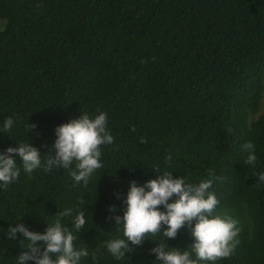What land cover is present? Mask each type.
<instances>
[{"label":"trees","instance_id":"1","mask_svg":"<svg viewBox=\"0 0 264 264\" xmlns=\"http://www.w3.org/2000/svg\"><path fill=\"white\" fill-rule=\"evenodd\" d=\"M100 112L114 139L87 184L70 169L26 174L17 159L18 178L0 189V264L24 251L19 233L6 237L16 223L42 233L60 222L88 252L80 264H153L157 243L188 248L187 224L173 239L130 245L121 260L105 247L123 238L111 217L122 215L129 182L164 171L212 179L213 214L237 220L238 243L215 264H264V0H0V127L14 120L0 151L29 142L43 160L57 125ZM68 208L84 210L83 229L61 214Z\"/></svg>","mask_w":264,"mask_h":264},{"label":"clouds","instance_id":"2","mask_svg":"<svg viewBox=\"0 0 264 264\" xmlns=\"http://www.w3.org/2000/svg\"><path fill=\"white\" fill-rule=\"evenodd\" d=\"M13 123L12 117L5 118L0 130L11 129ZM53 131L55 139L51 154L43 160L39 149L29 142L0 151V189L18 178L20 168L17 167V159L26 174L41 167L46 171L70 169L69 176L74 184H87L94 171L102 166L100 146L111 144L114 139L107 128L104 112L94 118L86 113L80 114L57 125ZM243 147L248 153L245 163L255 165L254 145L246 143ZM257 179L264 183V172H259ZM212 182V179H204L189 183L184 176L174 178L168 171L139 185L135 181L129 182L123 198L122 215L111 217L115 225L121 226L123 238L107 240V251L116 260H121L132 249L130 245L138 246L146 237L157 233L162 238L173 239L177 230L187 224L190 225L192 244L181 250L166 249L165 243H157L149 249V254L154 256L153 264H200L201 261L215 264L217 259L228 257L238 243L236 237L240 229L233 217L213 214L219 201L213 192L208 191ZM83 203L81 200L80 204ZM114 210L109 206V212ZM61 214L72 216V227L76 231L83 229L87 222L83 209L73 215V209L68 208ZM6 232L10 240H15L19 233L26 241L24 251L15 257V264H27L29 261L32 264H80L81 258L88 255L86 249L74 247L76 236L73 231L58 221L42 233L29 230L23 223L10 226Z\"/></svg>","mask_w":264,"mask_h":264}]
</instances>
